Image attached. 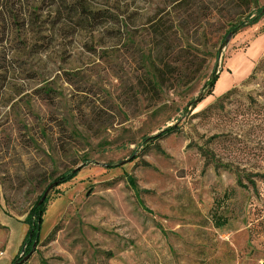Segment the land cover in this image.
<instances>
[{
  "label": "rangeland",
  "instance_id": "374dc122",
  "mask_svg": "<svg viewBox=\"0 0 264 264\" xmlns=\"http://www.w3.org/2000/svg\"><path fill=\"white\" fill-rule=\"evenodd\" d=\"M263 6L0 0V264L49 186L22 264H264Z\"/></svg>",
  "mask_w": 264,
  "mask_h": 264
},
{
  "label": "trees",
  "instance_id": "16d2710c",
  "mask_svg": "<svg viewBox=\"0 0 264 264\" xmlns=\"http://www.w3.org/2000/svg\"><path fill=\"white\" fill-rule=\"evenodd\" d=\"M263 7H257L255 12L252 14L251 18L247 17L246 20H244V21L242 20L238 24H235L234 26H232L230 32H236L240 28H244V27H248V26H252V25L256 24L259 20V17L263 16V14H264ZM79 9H80L79 12L83 17L82 19L85 22L100 23L103 20V15H102V12H100V11H91V10L87 9L84 5H81ZM215 76H213L209 80V82H208L209 87L212 84ZM208 91L206 93H208ZM206 93H204L201 97L189 102V104L196 106L197 103L203 98V96ZM175 129H176L175 126H168V127L164 128L163 130H161L160 132H158L156 135H154L152 137L144 138L143 143L145 144V147H148V149L150 147H153L156 150L161 151V148L159 145V140H161V139L165 138L166 136L170 135L171 133L175 132ZM78 171L79 170H77V169L67 170V171L63 172L62 174H60L58 177H56V179L54 180V183L59 185V184H63V183L68 182V181L72 180L77 175ZM243 181H246L251 185L255 196L260 197V193L257 190V185H256L255 179H252L251 177H246V178L238 177V179L236 181L237 185L241 188L242 187L246 188L247 184H244ZM234 195H235L234 189H231L229 191L225 190L222 194L221 199L226 200L227 198L234 197ZM40 198H41V196L32 204V206L30 207V209L26 215L25 221L28 224V229H27V232H26V234L22 240V243H21L19 249H18L17 255L13 258L12 264L15 261L22 260L29 253V251L32 248L34 241L37 239V234H38V231L40 228L41 217H42V214L44 212L45 203L47 201V199L45 198L44 201L39 202ZM217 203H218V200H217ZM217 206L219 207L220 205H217ZM212 220H213L214 227L220 228V227H222L228 223L229 218L226 216L218 215L215 211L212 214ZM263 220H264V217H263ZM261 224H264V223L261 222ZM22 263H24V262H22Z\"/></svg>",
  "mask_w": 264,
  "mask_h": 264
},
{
  "label": "water",
  "instance_id": "95a60500",
  "mask_svg": "<svg viewBox=\"0 0 264 264\" xmlns=\"http://www.w3.org/2000/svg\"><path fill=\"white\" fill-rule=\"evenodd\" d=\"M263 9H264V7H263ZM227 38H228V37H227ZM50 188H51V186H49V187L43 192V194H42V196H41L39 202H42V201L45 200V198H46V196H47L48 191H49ZM38 239H39V234H37V239L34 241V243H33V245H32L31 252H32L33 249L35 248V245H36V242H37ZM31 252H30L29 254H27L22 260H20V261H15L13 264H21L22 262H24V261L29 257V255L31 254Z\"/></svg>",
  "mask_w": 264,
  "mask_h": 264
}]
</instances>
